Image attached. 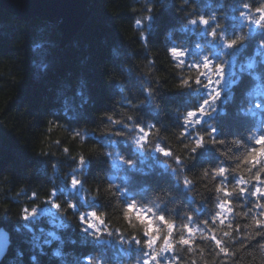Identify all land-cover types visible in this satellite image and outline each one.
<instances>
[{"label": "trees", "instance_id": "trees-1", "mask_svg": "<svg viewBox=\"0 0 264 264\" xmlns=\"http://www.w3.org/2000/svg\"><path fill=\"white\" fill-rule=\"evenodd\" d=\"M146 2L90 0L88 18L66 43L57 22L26 20L0 6V227L11 234L10 249L0 264H90V256L103 264H137L140 246L131 238L146 237L135 212L131 222L124 216L132 202L162 229L165 226L155 220L159 215L175 223V248L164 258H175L177 264H264V237L249 239L257 228L244 227L259 216L257 197L248 192L225 197L216 190L221 182L232 191L241 176L250 179L242 157L245 147H259L249 137L259 134L261 117L247 110L253 99L249 93H264V30L241 18L240 12L258 17L254 9L264 0H164L163 9L160 3H148L153 18L136 25V19L149 15ZM245 3L251 7L243 8ZM200 15L216 20L210 19V26L183 27ZM217 23L229 36L242 30L248 39L234 55L224 57L228 79L235 73L237 82L231 86V98L221 99L220 110L207 119L218 125L216 139L225 143L190 153L184 144L195 133L181 138L182 117L197 106L205 90L197 92L195 84L191 89L180 86L181 79H195L197 73L178 68L169 49L187 50L186 64L203 55L215 59L219 42L209 32ZM34 44L39 46L33 50ZM249 60L254 61L252 69L247 68ZM148 88L154 99L148 98ZM108 116L124 123L110 124ZM137 123L154 125L144 147L134 142L138 130L125 128ZM195 131L204 135L206 128L196 126ZM156 144L183 157V167L156 151ZM80 156L88 161L84 171L77 169ZM237 165L238 171L232 172ZM220 166L229 170L224 176L213 171ZM74 174L83 182L80 189L71 186ZM185 177L190 185L184 184ZM258 183L242 187L252 189ZM222 199L232 201V212L218 207ZM69 201L77 205L75 210L68 208ZM33 208L36 215L24 219V210ZM91 211L105 221L98 224L106 229L101 238L83 231L86 225L79 217L84 214L91 221ZM217 212L224 213L223 224L220 218L212 219ZM244 212L249 215H239ZM183 223L193 229L191 236ZM181 232L191 244L177 243ZM212 235L223 239L227 254L217 255ZM143 251L151 250L145 246Z\"/></svg>", "mask_w": 264, "mask_h": 264}, {"label": "snow or ice", "instance_id": "snow-or-ice-1", "mask_svg": "<svg viewBox=\"0 0 264 264\" xmlns=\"http://www.w3.org/2000/svg\"><path fill=\"white\" fill-rule=\"evenodd\" d=\"M185 4L188 0H184ZM148 3H160L161 8L167 7L164 3V0H147L144 11H146L149 15L144 16L140 19H136V25H140L143 19H152V12L153 8L148 7ZM251 6L247 3L243 4V8L249 9ZM255 13H258V17H253L250 13L240 12L241 18L244 20L253 23L261 30H264V4H261L259 7L254 9ZM211 20H216L215 16L210 18ZM210 19L205 18V16L200 15L196 19H189L187 23L183 25V27L187 28L188 25L196 26L198 24L204 26H210ZM225 26L220 25L219 23L216 24L215 27L211 28L209 35L213 38V41L219 42V47L217 49V55L215 59L211 55H203L202 57H198L197 60L191 64H186L184 57L187 56V50L179 46H173L169 49L170 54L174 59L178 61L177 67L183 68L188 67L189 70H195L197 75L195 79L192 78L191 75H188L181 79L180 86L184 88L191 89L192 85L195 84L196 91L202 88L205 90V94L201 96V99L195 108L188 109L182 117V132L181 138H187L192 136L193 133L194 139H191L189 143L184 144V148L187 149L190 153H197L198 149L203 150L207 145L211 144L213 146L220 144L223 145L225 143L224 140H217L216 133L220 130L218 125L216 124H208L207 119L214 117L215 113L219 111L218 102L221 99H230V92L231 86L237 82V78L235 73L233 74V79L229 80L227 73H226V64L227 61L224 60L225 56L234 55L236 49H238L242 44H244L248 39V34L243 33L241 30V34L232 33L231 36L224 30ZM264 43V41H262ZM199 47V45H197ZM227 50V51H226ZM222 61V62H218ZM254 67V61L249 60L247 63V68L252 69ZM243 70V69H242ZM148 94L149 99H154V92L151 88L145 90ZM249 96L253 99L251 101V107L247 110L251 116L256 117L259 115L261 117L259 124L260 127L257 130L259 132L258 135L255 133L253 136H250V140H254L255 145H259V147L252 146L251 148H247L244 145V142L241 140H235L233 143L240 147H245V153L242 157V162L244 165H247V172L250 174V179H245L243 176L236 181V184L233 185L232 191H229L227 186L221 182V184L217 185V191L223 192L225 197H230L233 194L236 195H243L244 193L248 192L251 196L257 197V202H255V208L261 209L259 216H253L252 225H244V227H252L256 226L257 230L249 235V239L254 238V236H261L264 237V231L260 229H264V219L260 217H264V187L260 185H264V93H256L250 92ZM243 111V110H242ZM226 114V111H225ZM107 119L109 120L110 124L119 125L124 123L121 119H115L112 116H108ZM131 121L133 118L129 116L127 118ZM196 126L205 127L206 132L204 135L200 134L199 132L195 131ZM135 128L138 130L139 135L135 138V144L140 147H144L148 142V137L152 134V129L154 125H149L147 128L142 126L141 124L137 123L135 125H128L125 124V128ZM108 130L106 129V132ZM114 135H123L122 132H115ZM79 135V133H77ZM207 137V139H206ZM155 150L159 153H162L164 157L172 158L175 161V164L178 168H182L184 165V158L178 154H175L171 149L162 147L160 144L155 145ZM68 149H65L67 152ZM108 156H112V153H106ZM120 160L124 161L125 163L131 164V160H124V158L118 157ZM88 167V161L85 159L84 156H80L78 160L77 169L80 171H84ZM240 165H237L236 168L231 169L232 172L238 171ZM77 169H73L75 173ZM175 171V170H174ZM216 176H224L228 169L223 166H220L213 170ZM205 176L208 175L207 172L204 173ZM252 181L259 182L256 185H253L252 189H247L242 187L244 184H251ZM82 180L78 179L74 174L71 179V186L74 189L82 188ZM184 184L190 185L191 181L185 177ZM57 193L53 191L51 196H55ZM33 196L37 194L35 192L32 193ZM51 199V197H49ZM232 201L230 199H222L220 204L218 205L219 208L223 209L226 212H232L233 209L230 207ZM54 207L59 208L60 205L53 204ZM68 208L75 210L77 205L68 202ZM26 215L24 219H29L30 217H34L37 213V209L33 208L31 212H28L27 209L24 210ZM151 212V209H148ZM251 211V210H250ZM135 212V219L139 221V223L143 226V235L146 239H137L136 237H132V242L138 246H140L141 257L137 259V264H177V260L167 259L164 258L163 254L175 248V245L172 243L173 232L175 231V223L168 219L165 215H159L155 217V220L160 221L164 226L165 229H162L158 225L154 223V219L149 217L146 212L143 210H137L135 202L128 203L126 205L124 216L131 222L132 213ZM89 216L92 217V220L89 221L85 218L84 214H81L79 219L86 225L83 228L85 233H91V235L101 238L102 231H106V229H101L98 224H104L105 221L101 218V215L98 214L96 211H91L88 213ZM239 215L248 216L249 212L239 213ZM220 218V223L223 224L225 221L224 213L217 212L216 215L212 218L216 220ZM189 222L191 221V217L186 218ZM95 221V222H94ZM98 222V223H96ZM205 224L208 221L204 222ZM182 229H186L189 236L193 233V229L189 226V223H183L181 225ZM229 228L232 227L231 224L228 225ZM201 231H203L201 229ZM164 232V235L161 233ZM51 235V233H50ZM224 236L231 237V232H224ZM211 240L215 241V246L219 250L217 255L219 254H227L228 248L224 246V241L221 238H217L216 235H212L210 237ZM162 243H158L161 241ZM48 243V241H45ZM179 245H189L192 241L185 237L183 232H181L179 236V240L177 241ZM146 246L147 249H150V252L143 251L144 247ZM260 247H264V244H261ZM2 254V253H0ZM59 254V253H57ZM90 264H103V262L94 257H88Z\"/></svg>", "mask_w": 264, "mask_h": 264}, {"label": "water", "instance_id": "water-1", "mask_svg": "<svg viewBox=\"0 0 264 264\" xmlns=\"http://www.w3.org/2000/svg\"><path fill=\"white\" fill-rule=\"evenodd\" d=\"M90 0H0V6L26 20L39 17L42 20L57 22L66 43L82 28L89 16ZM11 234L0 227V263L7 255Z\"/></svg>", "mask_w": 264, "mask_h": 264}, {"label": "clouds", "instance_id": "clouds-1", "mask_svg": "<svg viewBox=\"0 0 264 264\" xmlns=\"http://www.w3.org/2000/svg\"><path fill=\"white\" fill-rule=\"evenodd\" d=\"M135 24H136V23H135ZM38 46H39V45L34 44V45L32 46L33 50H34L36 47H38ZM45 74H46V72H45ZM261 252L264 253V247H261Z\"/></svg>", "mask_w": 264, "mask_h": 264}]
</instances>
